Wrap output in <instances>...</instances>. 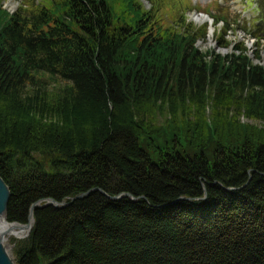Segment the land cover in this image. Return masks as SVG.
Instances as JSON below:
<instances>
[{
	"label": "trees",
	"instance_id": "1",
	"mask_svg": "<svg viewBox=\"0 0 264 264\" xmlns=\"http://www.w3.org/2000/svg\"><path fill=\"white\" fill-rule=\"evenodd\" d=\"M148 1L0 0L7 219L68 202L35 209L17 264H264L262 55L201 48L188 0Z\"/></svg>",
	"mask_w": 264,
	"mask_h": 264
},
{
	"label": "rangeland",
	"instance_id": "2",
	"mask_svg": "<svg viewBox=\"0 0 264 264\" xmlns=\"http://www.w3.org/2000/svg\"><path fill=\"white\" fill-rule=\"evenodd\" d=\"M22 0H4V6L7 7L10 11L14 12L19 9ZM176 1V0H172ZM192 4V9L187 11L186 16L188 21L194 22L197 26H200L205 22V19L202 22L195 21L196 16H202L201 13L208 14L212 18V22L208 23V35L206 41H200L199 45L201 48L207 47H216L217 50L227 52L234 48L236 43L244 41L247 46L250 48V52L253 55L254 52L260 51L262 58L260 62L264 64V47L263 45L258 47L256 39L251 37L246 30L243 28L244 25L248 26L251 22V19L258 15V4L256 0H188ZM148 4L149 1L147 0ZM194 8V9H193ZM219 17L220 19L226 18L231 27L236 29H231L226 34V38L232 41L231 47L224 48L219 47L217 41L218 31L224 26L225 22L223 20L219 21L218 25H215V18ZM235 21V22H234ZM211 29V32H210ZM225 52V53H227ZM243 121H250L243 118ZM13 239L14 236L8 237V243L11 245V250L13 251Z\"/></svg>",
	"mask_w": 264,
	"mask_h": 264
},
{
	"label": "water",
	"instance_id": "3",
	"mask_svg": "<svg viewBox=\"0 0 264 264\" xmlns=\"http://www.w3.org/2000/svg\"><path fill=\"white\" fill-rule=\"evenodd\" d=\"M205 21L212 22L211 18L207 14H203ZM211 32V29H210ZM227 52V50H223ZM101 190L99 188H93L86 192L76 195L72 200L82 198L88 195L92 191ZM123 196H130L131 199L135 200L129 193H122L120 195L109 196L112 199H117ZM11 197V190L9 185L5 182L3 177L0 175V264H17L16 257L11 250V245L8 243V237L14 236L15 238H24L29 235L31 229L34 226L35 218L34 211L38 207L42 206H55L61 208L68 204L67 201H56L55 199L48 198L46 200H39L31 205L29 219L27 223L10 222L7 219L8 204ZM7 236V237H6ZM40 263L44 264V261L39 257Z\"/></svg>",
	"mask_w": 264,
	"mask_h": 264
},
{
	"label": "bare ground",
	"instance_id": "4",
	"mask_svg": "<svg viewBox=\"0 0 264 264\" xmlns=\"http://www.w3.org/2000/svg\"><path fill=\"white\" fill-rule=\"evenodd\" d=\"M196 19V21H199V22H202L203 20H204V16H196L195 17ZM204 22V21H203ZM202 22V23H203ZM211 34H212V32H211ZM9 205V204H8ZM43 207V206H42ZM39 208V207H38ZM29 219V218H28ZM11 222V221H10ZM32 230V229H31ZM31 232V231H30ZM30 234V233H29ZM7 237V236H6ZM27 237V236H26ZM25 238V237H24ZM15 239H18V238H15ZM19 239H23V238H19ZM13 248H14V243H13ZM14 253V252H13ZM40 261V260H39Z\"/></svg>",
	"mask_w": 264,
	"mask_h": 264
}]
</instances>
